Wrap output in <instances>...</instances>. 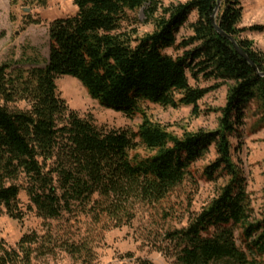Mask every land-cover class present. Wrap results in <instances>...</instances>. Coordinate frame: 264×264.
I'll return each instance as SVG.
<instances>
[{"label": "trees", "instance_id": "obj_1", "mask_svg": "<svg viewBox=\"0 0 264 264\" xmlns=\"http://www.w3.org/2000/svg\"><path fill=\"white\" fill-rule=\"evenodd\" d=\"M73 3L74 14L49 23L43 66L0 64V210L18 221L33 211L56 222L43 234H23L14 249L0 239V264H31L33 254L55 247L91 256L92 241L81 232L83 226L129 225L140 208L158 204L181 184L210 147L215 158L203 176H222L224 183L185 226L157 233L155 246L175 264H264V212L252 215L231 143L248 104H256L264 122V52L244 35L263 32L264 24L240 27L241 1L220 0L216 24L251 64L212 24L217 0ZM138 9L153 24L142 36H137L138 20L129 17ZM193 12L196 18L187 24L191 35L178 41ZM188 74L230 84L215 130L177 136L153 121L143 104L191 106L196 113L210 88L191 85ZM60 76L77 79L103 106L128 117L140 115L137 130L98 126L70 109L57 90ZM139 146L144 154L136 151ZM21 192L29 202L26 208Z\"/></svg>", "mask_w": 264, "mask_h": 264}, {"label": "rangeland", "instance_id": "obj_2", "mask_svg": "<svg viewBox=\"0 0 264 264\" xmlns=\"http://www.w3.org/2000/svg\"><path fill=\"white\" fill-rule=\"evenodd\" d=\"M184 1L161 0V3L168 5ZM240 1L249 13L259 2L261 19H264V0ZM76 10L73 0H17L15 4L11 0H0V64L20 65L24 68L43 66L48 56L49 23L55 18L72 15ZM129 17L139 22L136 27L137 36L153 30L151 20L146 19L142 9L129 12ZM195 18L194 12L189 15L186 24L177 34L178 41L191 35L187 24ZM30 19L38 20L39 23H28ZM244 35L250 36L255 47L264 52V31L258 34L245 32ZM166 52L173 53L171 49ZM188 77L191 85L210 88L197 102L196 113L191 106L171 108L149 102L143 104L146 114L153 121L177 136L199 129L215 130L230 84L219 79H203L201 75L197 80L189 74ZM56 85L69 108L82 117L91 118L96 125L108 129L137 130L140 115L128 117L101 105L90 97L77 79L60 76L56 79ZM231 143L235 147L234 160L241 166L246 179L252 215L258 218L264 212V122L260 119L255 103L248 104L239 134L231 137ZM136 151L141 154L146 152L140 146ZM214 158V149L210 147L201 159L191 164L190 174L181 184L158 204L140 208L129 225L108 230L99 227H91L92 230H89L83 226L81 232H85L86 237L89 235L88 239L92 241L91 256L76 257L55 247L51 253L33 254L31 264H175L173 259L164 257L157 250L155 237L165 229L185 226L189 215L199 211L217 193L225 178L218 176L214 180H207L203 176L204 167ZM19 198L26 208L29 202L25 193L21 192ZM50 223L56 224L38 217L33 211H26L24 218L18 221L0 210V239L6 247L14 249L23 234L33 231L43 234Z\"/></svg>", "mask_w": 264, "mask_h": 264}, {"label": "crops", "instance_id": "obj_3", "mask_svg": "<svg viewBox=\"0 0 264 264\" xmlns=\"http://www.w3.org/2000/svg\"><path fill=\"white\" fill-rule=\"evenodd\" d=\"M260 4L259 2H257L255 4V6H253L251 13H249V10L245 8H243V14H242V22H240L239 26L240 27H246V26H250L252 24H264V19H261V15H260V11H261V8H260ZM245 12L246 15H245ZM252 33H261V32H252ZM248 38L250 36L246 35ZM251 39V38H249Z\"/></svg>", "mask_w": 264, "mask_h": 264}, {"label": "water", "instance_id": "obj_4", "mask_svg": "<svg viewBox=\"0 0 264 264\" xmlns=\"http://www.w3.org/2000/svg\"><path fill=\"white\" fill-rule=\"evenodd\" d=\"M219 6H220V0H217L216 6H215V8H214V10H213V13H212V15H211V21H212V24L214 25L216 31H217L220 35H222V36H224V37L230 39V41L234 44V46H235V48L237 49V51H238V52H239V53H240V54H241V55H242L247 61L250 62L248 56L238 48V46L236 45V42L234 41V39H233L232 37H230L229 35L225 34L223 31H221L220 28L218 27V25L216 24L215 17H216V13H217V11H218V9H219ZM250 63H251V62H250ZM251 64H252V63H251ZM261 75H264V74H261Z\"/></svg>", "mask_w": 264, "mask_h": 264}]
</instances>
